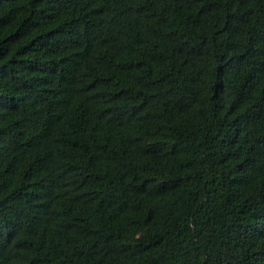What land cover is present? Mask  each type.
I'll list each match as a JSON object with an SVG mask.
<instances>
[{"label": "trees", "instance_id": "trees-1", "mask_svg": "<svg viewBox=\"0 0 264 264\" xmlns=\"http://www.w3.org/2000/svg\"><path fill=\"white\" fill-rule=\"evenodd\" d=\"M0 264H264V0H0Z\"/></svg>", "mask_w": 264, "mask_h": 264}]
</instances>
